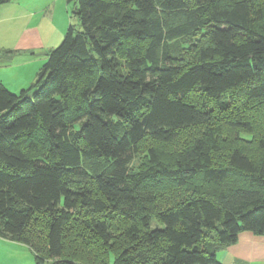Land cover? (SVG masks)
I'll return each instance as SVG.
<instances>
[{
	"label": "trees",
	"instance_id": "trees-1",
	"mask_svg": "<svg viewBox=\"0 0 264 264\" xmlns=\"http://www.w3.org/2000/svg\"><path fill=\"white\" fill-rule=\"evenodd\" d=\"M75 1L80 30L31 88L0 82V237L37 264H220L216 248L264 235V0ZM204 125L131 169L141 143Z\"/></svg>",
	"mask_w": 264,
	"mask_h": 264
},
{
	"label": "rangeland",
	"instance_id": "rangeland-1",
	"mask_svg": "<svg viewBox=\"0 0 264 264\" xmlns=\"http://www.w3.org/2000/svg\"><path fill=\"white\" fill-rule=\"evenodd\" d=\"M24 4H27V9L33 12V16H29L27 21L31 22L28 24V27L36 28L35 32L37 36L33 35L31 48L30 50L20 51L18 55L10 56L7 55L9 52H2L0 55V80H2V85L11 93L19 95L22 90H28L35 83L37 79V74L39 69L42 67L46 61L48 53L55 49L61 41L63 40L68 27H72L75 32L80 30V21L77 15L74 14L76 8V1L67 2V0H17ZM28 1V2H27ZM24 25V22L21 24ZM28 31L32 30L27 28ZM22 31V27L19 28V33ZM26 33V30L24 31ZM193 42L189 41L188 46H186L181 40L172 42V45L177 52L180 51V54L186 56L187 58L193 57V50L189 48V45ZM14 65V67H12ZM3 74V76H1ZM88 78H82L79 81L73 83V89L69 94V101L72 102V105L77 104V97L80 91L89 83ZM35 92L33 89L31 92H28V96H32ZM241 100V99H239ZM240 102V101H239ZM236 103V108L240 107L241 103ZM230 110L234 108V105L230 104ZM241 113V110H239ZM252 112H255V115L252 116V120H257L256 109ZM234 114V112L231 111ZM244 115V113L240 114ZM221 118V117H220ZM230 118V117H228ZM228 118L221 119L219 121V129L222 128L224 131V141L230 146L234 145V142L230 140V134L232 132V127L227 125ZM252 123L254 129L256 130L257 126L260 123ZM260 120V119H259ZM210 125H204L203 127L190 128L180 132L179 139L174 144H161L155 143L152 141L143 142L140 144L139 154L136 156L131 169L133 171L142 168L147 163V154L148 150L151 147L158 148L161 150V154L164 159L167 161L172 160L178 150L182 147L184 142H188L190 139H194L202 134V132ZM212 126V125H211ZM254 130V131H255ZM240 136L244 138V141L240 142L241 145L243 142L250 140L245 137V132L239 130ZM241 138V139H242ZM240 139V140H241ZM247 139V140H246ZM237 144V143H236ZM238 145V144H237ZM250 150L248 152L257 153L255 150H252V146H247ZM243 147V148H247ZM174 189V188H173ZM176 192V189H174ZM167 191V189L165 190ZM172 192V189L170 190ZM180 191H177V193ZM182 193H178L177 196H180ZM161 197H166L163 200H160L159 207L167 204V193H161ZM123 224H118V227H122ZM209 248L210 245H207Z\"/></svg>",
	"mask_w": 264,
	"mask_h": 264
},
{
	"label": "crops",
	"instance_id": "crops-1",
	"mask_svg": "<svg viewBox=\"0 0 264 264\" xmlns=\"http://www.w3.org/2000/svg\"><path fill=\"white\" fill-rule=\"evenodd\" d=\"M26 7L27 4L17 0H11L0 7V55L4 51L9 52L7 55L14 56L20 51L32 49L33 35L37 36V34L36 28L28 27L31 21L27 19L34 13ZM23 22L24 25H21ZM20 27L22 31L19 33ZM26 27L32 30L28 31ZM212 247L216 248L217 245L213 244ZM216 257L220 264H264V235L241 232L234 244L216 248ZM0 264H37V262L29 247L0 237Z\"/></svg>",
	"mask_w": 264,
	"mask_h": 264
}]
</instances>
